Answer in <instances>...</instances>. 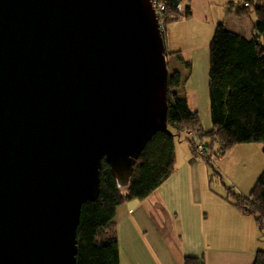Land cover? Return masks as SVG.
I'll use <instances>...</instances> for the list:
<instances>
[{"label":"water","instance_id":"water-1","mask_svg":"<svg viewBox=\"0 0 264 264\" xmlns=\"http://www.w3.org/2000/svg\"><path fill=\"white\" fill-rule=\"evenodd\" d=\"M150 0H0V264H76L105 161L129 187L168 130Z\"/></svg>","mask_w":264,"mask_h":264},{"label":"trees","instance_id":"trees-1","mask_svg":"<svg viewBox=\"0 0 264 264\" xmlns=\"http://www.w3.org/2000/svg\"><path fill=\"white\" fill-rule=\"evenodd\" d=\"M166 28L190 19V6L181 11L180 0H162ZM249 3V8H243ZM244 10L255 8L258 21L249 37L219 24L210 45L209 97L213 129L205 132L198 112L187 99L173 92L181 86L175 71L168 79V130L157 132L142 151L127 189L118 186L110 166L104 161L100 173V195L86 202L77 229L76 264H121L115 218L117 209L131 201H143L166 182L174 172L176 139L186 136L191 152L214 170L212 159L224 157L243 144H260L264 154V0H245ZM179 53H172L170 55ZM183 61L181 55L178 57ZM189 67V63L185 64ZM189 134V135H188ZM188 135V136H187ZM202 144L204 152L197 146ZM218 147V151L216 148ZM234 206L256 219L264 230V172L249 197L232 194ZM184 264H205L187 256ZM253 264H264V251H258Z\"/></svg>","mask_w":264,"mask_h":264},{"label":"rangeland","instance_id":"rangeland-1","mask_svg":"<svg viewBox=\"0 0 264 264\" xmlns=\"http://www.w3.org/2000/svg\"><path fill=\"white\" fill-rule=\"evenodd\" d=\"M206 1L183 0L181 11L185 12L186 7L190 6L191 9L193 7L195 14L191 10V19H184L174 26L175 29H180L178 34H174L175 37L170 35L169 31L167 35L170 46L169 52H178L183 61L180 60L179 63L176 54L170 55L172 53H168L167 63L169 75H172L175 71H178L181 75V86L173 92H177L180 97L187 99L190 108L198 112L202 128L207 133L213 129L210 113L209 72L210 45L216 28L214 27V31L209 33V29L205 25L196 24L195 19L203 15L207 16L208 19L216 18L220 13L222 14L223 9L225 18L227 17L225 8H227L228 3L234 4L233 13L230 16L235 19V17L240 16L237 11L242 7L245 0H223V5L220 3L218 6L212 7L209 12H206L203 7ZM227 10L229 15L230 5ZM257 21L256 13L253 11L251 22L255 24ZM223 23L224 21L218 24ZM170 27L171 25H168L167 28L170 30ZM226 27L231 32L236 30L230 23ZM176 42L180 47L172 46ZM168 43L166 44L168 45ZM170 56L173 59H170ZM187 63L190 64L189 67L185 65ZM187 143L184 135L180 137V140L176 139L177 149L181 152L188 148ZM238 147L241 148H236L232 152L229 151L224 160H221L219 155L215 156L211 161L214 170L201 159V165L197 166L196 171L192 172L190 168H188L187 173V169L177 171L179 173L177 178L179 188L177 206L180 217L169 228L176 233V239L184 244L188 252L196 254L190 257L203 259L205 264H227L223 261L220 263H206L204 257L206 248H208V256L215 254L221 258L231 254L242 257L244 252L242 248H235L233 253L225 252L224 256L221 255L223 251L213 252L209 248L217 246L205 242L208 234L228 238L233 236L249 237L250 234H253L254 244L258 246L255 252L264 251V230L263 232L260 231L254 217L243 215L234 206V200L231 197L238 190H245L247 194L253 191L254 186L264 172L263 149L259 148L260 144H243ZM239 149L251 150L248 151L249 154L242 153L244 155L239 158L235 155ZM216 150L218 151V147ZM256 169L258 173H255ZM230 211L240 215L235 222L232 219L230 220L228 216ZM224 216H226L225 219H223ZM220 218L222 220L219 224ZM204 222H208L206 226L205 224L203 226ZM121 246L124 260L127 261V243L121 241Z\"/></svg>","mask_w":264,"mask_h":264},{"label":"crops","instance_id":"crops-1","mask_svg":"<svg viewBox=\"0 0 264 264\" xmlns=\"http://www.w3.org/2000/svg\"><path fill=\"white\" fill-rule=\"evenodd\" d=\"M180 1L182 5L183 0ZM220 3H222L223 5V0H207L203 7L206 12H209L210 10H212V7L218 6ZM229 5L231 7V10L228 15L227 8ZM227 8H225L227 14V17L225 18V12L223 9V15L220 13L216 18L213 17L211 19H208L207 16L203 15L199 18H194L196 21L195 23L205 25L206 28L209 29L208 32L211 33L212 31H214L216 26L219 25L218 23L224 21L223 24L225 26L230 23L232 27L236 29L234 30L236 34H241L245 37H249L254 27V24L251 22V17L253 15V11H255V8L244 10L242 7H240L237 11L240 15V18L235 17V19L234 17L230 16V14L233 13L234 4L228 3ZM191 10H193L194 12L193 7ZM179 22L171 25L170 30L167 28L165 34V43H168L169 41L167 37L169 31L170 35H172L173 37H175L174 34L179 33L180 29H175L174 27ZM192 25L194 26L195 24ZM172 46L180 47L177 42L172 44ZM166 48L168 53H177L169 52V43L168 45L166 44ZM179 55L180 54L177 55V59ZM170 57V59H173L172 56ZM178 61L180 63V60ZM187 144L188 148L184 149V151L182 152L178 150L177 146L175 145V169L171 177L166 182H164L147 199L143 201L127 202L117 209L115 226L117 229L119 240L121 264H184V260L187 256L196 255L188 252L184 244L180 243L179 240L176 239V233L172 232L169 228L172 224H174V222L178 220V217H180L177 206V193L179 189L177 181L179 173L177 171H184L187 169V173L188 168H190V170L194 172L196 171L197 166L201 165V159L193 155L189 143ZM238 146L241 145L235 146L230 150V152H232L236 148H241ZM259 148L263 149V146L260 145ZM249 150L251 149H239V151H237L235 155L240 158V156L244 155L242 153L249 154ZM226 155L222 157L221 160H224ZM255 173H258L257 169ZM237 193L246 198L251 195V193L247 194V191L245 192V190H238ZM228 216L230 217V220L232 219L235 222V220H237L240 215H238V213L230 211V215ZM225 218L226 216H224L223 219ZM221 220L222 219L220 218L219 224ZM207 223L204 222L203 226L204 224L206 226ZM205 240L206 243L217 246L209 248L213 252L223 251V253H221L222 256L225 255V252L233 253V251H235V248H242L244 251L242 257H238L239 255L235 256L231 254L229 256L226 255L225 257L221 258L217 257L215 254L208 256V248H206V253L204 256L206 259V263H220L223 261L227 264H253L258 253L255 252L256 249H258V246L254 244L253 234H250L249 237L233 236L231 238L208 234ZM121 241L127 243L128 246L127 261L124 260V256L122 254Z\"/></svg>","mask_w":264,"mask_h":264},{"label":"built area","instance_id":"built-area-1","mask_svg":"<svg viewBox=\"0 0 264 264\" xmlns=\"http://www.w3.org/2000/svg\"><path fill=\"white\" fill-rule=\"evenodd\" d=\"M151 4L153 6L154 12L156 14L157 20H158V25L160 29V33L163 37H165L166 34V19L164 12L166 10V5L162 2V0H150ZM250 5L249 3H245L243 8H249ZM199 153L204 152V146L199 145L198 147Z\"/></svg>","mask_w":264,"mask_h":264}]
</instances>
